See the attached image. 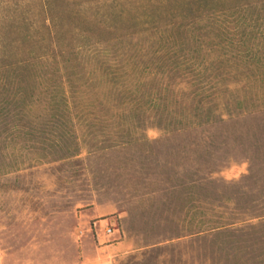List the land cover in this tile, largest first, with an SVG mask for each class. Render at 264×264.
Returning a JSON list of instances; mask_svg holds the SVG:
<instances>
[{
    "label": "rangeland",
    "instance_id": "374dc122",
    "mask_svg": "<svg viewBox=\"0 0 264 264\" xmlns=\"http://www.w3.org/2000/svg\"><path fill=\"white\" fill-rule=\"evenodd\" d=\"M70 1L103 33L0 0V65L31 75L0 116V264H264L263 8L249 61L235 0ZM58 39L83 46L78 139L38 58Z\"/></svg>",
    "mask_w": 264,
    "mask_h": 264
},
{
    "label": "trees",
    "instance_id": "16d2710c",
    "mask_svg": "<svg viewBox=\"0 0 264 264\" xmlns=\"http://www.w3.org/2000/svg\"><path fill=\"white\" fill-rule=\"evenodd\" d=\"M43 3L45 14L47 15L49 22L51 23V29L55 30V34L69 35L73 37L75 34L81 31L84 33L101 32L103 33L101 26L93 27L83 15V9L79 7L78 3H73L70 0H40ZM260 0H235L231 11H234V15L238 17L237 21L241 26L239 28H232L236 30V42L234 46L238 50H242L243 54H247L249 61L253 60V53L251 42L256 39L257 33L253 32L249 34V39H246L247 30H243V27L247 26V21L253 16V12L256 10L260 11L259 7ZM75 2V1H74ZM79 7V8H78ZM262 28V26L260 27ZM260 28H257L259 31ZM59 40V39H58ZM173 41H178L173 39ZM83 46H76L73 43L65 44L62 40H59L56 46H53L51 50H47L42 57H38L40 60L54 59L55 67L60 74L61 84L58 86L60 88L59 94H61L63 101V108L66 111H62L61 117L63 119H70L68 122L72 125L73 133L76 139H78L77 130L83 121V114L81 115L80 109V99L82 96V89L84 79L86 78V73L84 69V63L82 62L81 49ZM54 57V58H53ZM262 64V61L260 62ZM29 63H22L16 65H0V74L5 72L6 76L0 79V116L5 115L6 106L11 107L12 101L8 100L7 91L12 85L13 81L18 79L31 78L28 73ZM27 72V74H26ZM29 75V76H28ZM2 75L0 76V78ZM23 85V84H21ZM26 92V91H25ZM26 97L31 99V94H27ZM17 112L19 114H25L27 112L28 101L25 102V98H21ZM3 102V103H2ZM16 102V101H14ZM25 102V104H23ZM4 103L6 106H4ZM4 110V111H3ZM69 159L79 160L82 155V151L77 150L75 153H71Z\"/></svg>",
    "mask_w": 264,
    "mask_h": 264
},
{
    "label": "built area",
    "instance_id": "2783aa9c",
    "mask_svg": "<svg viewBox=\"0 0 264 264\" xmlns=\"http://www.w3.org/2000/svg\"><path fill=\"white\" fill-rule=\"evenodd\" d=\"M97 224H96V228H97ZM113 233V230L110 228V227H107L106 231H105V234L106 235H111Z\"/></svg>",
    "mask_w": 264,
    "mask_h": 264
}]
</instances>
